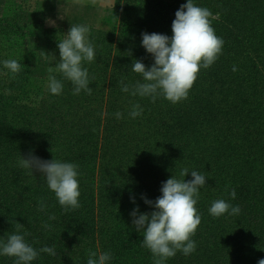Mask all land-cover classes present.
<instances>
[{"label": "trees", "instance_id": "16d2710c", "mask_svg": "<svg viewBox=\"0 0 264 264\" xmlns=\"http://www.w3.org/2000/svg\"><path fill=\"white\" fill-rule=\"evenodd\" d=\"M193 2L213 13L212 26L224 40L223 52L210 68L201 69L187 99L172 104L162 96L152 102L150 97L122 92L118 82L129 86L143 82L131 70L135 60L148 68L154 63L142 46V33L171 37L175 13L187 0H115L114 16L106 17L108 30L91 28L88 34L96 52V60L84 64L91 95L84 90L73 95V85L59 73L53 75L63 82V91L50 93L48 68L59 62L62 30L19 25L22 7L6 0L0 17V182L8 180L3 187L13 193L8 192L11 199L6 207L0 206V219L8 222L18 210L13 199L19 188L34 203L51 191L40 172L29 175L17 162V167L8 168L12 156L33 154L46 156V161L71 162L78 165V177L83 179L81 207L70 213L64 210L59 219L47 221L50 235L47 231L43 235L56 251L49 257L50 264L66 260L67 264H87L88 250L95 251L94 211L98 228L108 240L101 252L112 255L108 264H154L151 252L142 246V232L136 231L131 212L137 208L138 215L155 211L145 198L154 202L162 195V183L172 176L182 179L179 173L184 168L189 170L185 181L193 179V170L207 177L196 205L202 222L192 237L195 252L188 256L177 252L165 264H221L224 243L217 237L227 231L234 239L237 228L244 230L243 235L252 233V238L244 240L248 248L237 257L256 258L258 250L264 249V181L253 174L264 163V0ZM37 34L44 38L48 51L43 80L31 77L35 53L23 47L27 37ZM9 59L22 65L15 78L3 65ZM106 89L112 98L103 96ZM104 99L111 110L117 99L116 109L127 118L106 122L108 132L101 136L99 149L98 112ZM137 103L143 112L132 120L129 112ZM115 113H111L114 119ZM113 147L119 152L111 151ZM97 157L101 184L96 209L92 177ZM232 189L235 199L229 195ZM217 199L238 205L239 215L252 218V228L245 219H236L238 214L212 217L208 209ZM232 259L238 263V258Z\"/></svg>", "mask_w": 264, "mask_h": 264}, {"label": "clouds", "instance_id": "9594fccd", "mask_svg": "<svg viewBox=\"0 0 264 264\" xmlns=\"http://www.w3.org/2000/svg\"><path fill=\"white\" fill-rule=\"evenodd\" d=\"M75 3L83 5L84 0H75ZM91 3L95 5L97 0H91ZM214 18L207 7L197 6L193 0H187L175 13L171 37L155 32L142 33V46L154 57V63L148 68L140 60H135L131 70L142 76L143 82L137 81L129 86L119 81L121 91L132 96L150 97L152 102L158 96L172 104L187 99L201 69L210 68L223 52L224 40L212 26ZM89 32L86 25H71L65 38L58 41L59 62L55 67L48 68V89L53 95H60L63 91V82L53 73H59L71 82L73 95H78L81 90L88 95L92 94L89 72L84 67L86 62L90 64L96 60L95 46L89 40ZM50 57L51 60L55 59L54 56ZM3 65L13 78L22 70L21 63L16 59L5 60ZM236 70L234 66L233 71ZM142 112L143 109L137 103L133 104L129 115L136 118ZM115 117L122 119L123 114L118 111ZM18 164L27 169L29 175H34V171L43 174L47 187L65 212L81 207L77 164L61 162L55 158L46 161L33 155L27 158L21 156ZM188 173L189 170L184 168L179 173L182 179L172 176L163 182L160 189L162 195L154 202L145 198L146 204H154L155 211L138 215L137 208L131 212L136 231L142 232V246L151 252L154 264H165L177 252L188 256L196 250L197 245L192 237L202 222L196 205L200 197L199 189L206 185L207 177L193 170V179L185 181L184 177ZM229 195L235 199V189ZM45 208L41 198L38 210L44 211ZM208 211L212 217L219 218L225 214L237 215L241 209L224 199H217L211 203ZM49 219L54 220L55 216H49ZM45 227L49 226L45 224ZM18 232L19 229L17 233L10 234L6 242H0V255L15 258V264H31L41 252L56 255L53 246L46 245L38 252L26 242L27 234L21 235ZM111 259L110 252L98 254L88 250L87 264H108ZM258 264H264V259H260Z\"/></svg>", "mask_w": 264, "mask_h": 264}, {"label": "rangeland", "instance_id": "374dc122", "mask_svg": "<svg viewBox=\"0 0 264 264\" xmlns=\"http://www.w3.org/2000/svg\"><path fill=\"white\" fill-rule=\"evenodd\" d=\"M16 3L22 7V13L20 15L19 25H24L28 27L30 23L43 26L45 28H48L49 30L54 29H61L62 30V36L65 38L66 33L69 31V28L71 25L75 24H82L89 27V29H96V30H103L106 31L109 28L108 21L106 20V17L109 15L114 16V3L115 0H97V3L93 5L91 3V0H84L83 5L75 3V0H15ZM125 1V0H123ZM127 2V0H126ZM6 3V0H0V17L2 16L3 7ZM129 4V2H128ZM104 6H106L104 8ZM124 10V9H123ZM123 10L119 11V17L123 16ZM126 10V9H125ZM114 18V17H113ZM112 18V19H113ZM110 23V22H109ZM25 50L28 53H35V59L31 65L30 68V74L31 77H33L36 80H43L47 71V61H48V51L46 47V42L43 37L39 36L37 34L36 36H29L25 39V43L23 45ZM106 88V87H105ZM104 97H110V94H107V89L105 90ZM114 99V98H113ZM41 101L36 102V105L39 107ZM118 100L116 99V103L112 105V110L109 109L108 102L106 99L103 101V105L101 107V110L98 112L100 117V126H99V145L98 148L100 149L101 144V136L106 132L104 129V125L108 120L110 121H118L120 119H114L111 117L112 112H120V110L116 109L118 107ZM39 104V105H38ZM111 110V111H110ZM122 113V112H121ZM127 116L123 115V119L125 120ZM130 119H134L130 117ZM119 152L117 149L112 148L111 151ZM33 155V154H32ZM99 155V153H98ZM28 154L26 155L27 158ZM19 157L12 156L7 160V167L13 168L17 167L16 163L18 164ZM40 159L47 160L46 156H42ZM96 165L94 167V174L92 177L93 181V191H92V197L94 199V205L97 209V204L100 202L99 199V183L97 181L98 177V171L100 168L99 163V157L96 158ZM8 162L10 165H8ZM258 170H253V174L257 176V178L261 179V181H264V163L261 165V167L258 168ZM38 172V171H36ZM10 174V173H9ZM38 175H43L42 173ZM12 178V176H10ZM79 179V177H78ZM8 180L5 182H0V206L4 203V207H6L7 201H10L11 196L7 189V187H3L7 185ZM255 182H253L254 184ZM9 184V183H8ZM80 190H82V184L83 179H79ZM101 184V183H100ZM252 184V186H253ZM15 191V190H13ZM102 191V190H101ZM9 192V193H8ZM15 198L13 199V202L16 203L18 210L15 211V213L9 217L8 222H4L0 219V242H6L7 237L10 234L17 233V230L19 229L18 234L25 235V240L27 243H29L31 246L34 247L39 252V249H41L44 246H48L47 239L49 237H45L43 234L46 233V231L50 235V231L48 230V227H45V224L48 225L49 216L54 215L55 220L59 219L61 217L60 212L62 213L64 209L59 205L57 199L55 198V195L52 191L50 193L44 194L45 196L44 201L46 208L44 211H39V202L34 203L30 202L26 198L27 194L24 190L18 189V191H15ZM81 193V192H80ZM82 198L80 195L79 200ZM40 201V200H39ZM21 210V212L18 215V212ZM2 209H0V212ZM69 212V211H67ZM66 213V212H65ZM70 213V212H69ZM261 215V214H260ZM94 221L96 223L95 226V252L102 253L101 251L106 249V243H108V240L106 237H104V233L101 232V229L98 228V223L100 222L97 217V212H93ZM1 218V217H0ZM236 219H245V223L247 225H251L252 218L250 216H247L245 214L237 215ZM221 220V219H220ZM225 223V222H224ZM102 224V223H101ZM224 230L223 228L219 231ZM218 231V233H219ZM236 234H234L235 238L232 239V236L229 235L227 231L220 233V235L217 237L218 242L224 243V251L225 256L221 255L223 258V261L221 264H258V261L260 259H264V249L258 250L260 253H256L257 257L252 258L250 255L249 257H245L241 255L240 257H237L239 254V251H242V249L246 250L248 248L247 242H245V239L252 238V233L243 235L244 230L242 228L236 229ZM101 237V239H100ZM212 241V239H211ZM252 243L253 240L251 241ZM245 246L247 248L245 249ZM233 250V251H232ZM231 252L233 255H231ZM212 256V254H211ZM49 257L50 255L47 253H40L36 260L32 261L31 264H50L49 263ZM232 258L237 259L238 263L235 262ZM67 261L64 264H67ZM15 264V258L13 257H7L0 255V264ZM58 264V263H54ZM198 264H205V262H199Z\"/></svg>", "mask_w": 264, "mask_h": 264}, {"label": "crops", "instance_id": "0c3cea01", "mask_svg": "<svg viewBox=\"0 0 264 264\" xmlns=\"http://www.w3.org/2000/svg\"><path fill=\"white\" fill-rule=\"evenodd\" d=\"M106 6H104V8H105Z\"/></svg>", "mask_w": 264, "mask_h": 264}]
</instances>
